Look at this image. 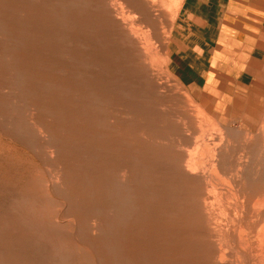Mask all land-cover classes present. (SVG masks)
<instances>
[{"label": "rangeland", "instance_id": "374dc122", "mask_svg": "<svg viewBox=\"0 0 264 264\" xmlns=\"http://www.w3.org/2000/svg\"><path fill=\"white\" fill-rule=\"evenodd\" d=\"M248 10L0 0V264H264Z\"/></svg>", "mask_w": 264, "mask_h": 264}, {"label": "crops", "instance_id": "0c3cea01", "mask_svg": "<svg viewBox=\"0 0 264 264\" xmlns=\"http://www.w3.org/2000/svg\"><path fill=\"white\" fill-rule=\"evenodd\" d=\"M246 6L249 8L252 27L256 29L254 32L252 30V37L256 41L258 36H264V0H246Z\"/></svg>", "mask_w": 264, "mask_h": 264}]
</instances>
